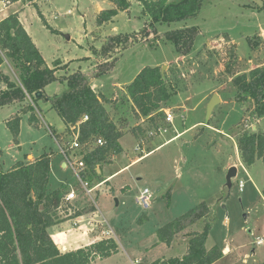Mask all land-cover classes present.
Masks as SVG:
<instances>
[{
	"label": "rangeland",
	"instance_id": "obj_1",
	"mask_svg": "<svg viewBox=\"0 0 264 264\" xmlns=\"http://www.w3.org/2000/svg\"><path fill=\"white\" fill-rule=\"evenodd\" d=\"M129 2L128 9L98 25L97 14L112 7L109 0H29L11 6L0 0V17L10 11L18 13L48 67L56 60L68 62L58 74L80 70L97 94L109 97L107 112L122 124L124 132L118 140L122 152L109 154L96 175L83 178L90 186L102 181L87 199L72 168L61 165L66 161L59 144L64 147L71 141L64 134L63 121L48 102L37 99L32 103L28 96L0 106V171H7L18 160L31 161L51 153L48 189L74 190L77 204L85 202V208H94L95 224L100 221L103 229L107 227L104 222L112 229L124 228L115 233L117 253L92 264H130L129 257L141 256L146 244L156 240L155 228L201 202L209 207L205 247L222 250L212 264L264 261V166L259 159L251 166H241L236 143L239 133L251 132L253 126L264 133V116L255 117L252 102L237 101L233 82L237 74L264 66V0H202L195 16L155 28L148 25L142 6L135 0ZM187 26H196L198 35L191 51L181 55L162 33ZM119 33L134 36L106 58L99 48L108 36ZM111 58H116L114 67L95 77L98 64ZM6 61L0 64V90L5 87L1 74L17 80L16 70ZM156 65L164 66L172 94L162 105L159 120L151 125L136 118L122 89L142 68ZM67 89L64 82L54 81L44 91L52 96ZM213 95L220 101L206 120ZM28 105L33 110L24 112ZM169 108L173 119L166 123L164 112ZM30 112L36 115L37 125L29 123ZM15 115L20 116L16 141L6 126ZM157 127L161 130L149 135ZM54 132L61 134L58 141ZM88 149L83 146L68 152V157L76 164ZM234 164L237 173L228 187L226 175ZM239 180L244 182L242 191ZM145 187L150 191V206L143 210L136 197ZM203 225L204 221H198L189 229L200 231ZM259 238L263 240L257 244ZM186 242L180 234L172 246H159L146 257H179L186 251Z\"/></svg>",
	"mask_w": 264,
	"mask_h": 264
},
{
	"label": "trees",
	"instance_id": "obj_2",
	"mask_svg": "<svg viewBox=\"0 0 264 264\" xmlns=\"http://www.w3.org/2000/svg\"><path fill=\"white\" fill-rule=\"evenodd\" d=\"M6 1L24 3L29 0ZM109 1L112 7L102 9L97 14L98 25L110 21L119 11H124L130 6L129 0ZM135 1L142 6V10L147 15L148 25L155 28L156 24H168L195 16L202 0ZM38 13L46 23L42 14L39 11ZM197 35L196 26L162 33L163 39L173 43L176 51L181 55L191 51ZM132 36L133 33L108 36L99 50L103 56L110 58L112 51L118 45L127 43ZM0 47L16 70L17 76V80L14 81L7 74H1L5 87L0 90V106L21 102L28 96L31 97L32 103L37 99L48 102L50 109H54L63 121L64 134L70 135L77 129L81 148L83 146L90 148L81 158L84 163L81 171L83 177H87L90 173L96 175L97 168L106 161L109 154L122 152L118 140L124 134L123 126L110 118L105 107L110 100L102 94H97L80 70L58 75L57 72L63 67L66 68L68 62L62 64L60 60H56L53 67H48L41 52L20 22L17 12H11L0 20ZM115 62L116 58L105 59L98 64L94 76L108 73ZM54 81L64 82L68 89L48 96L44 88ZM233 82L237 101L252 102L255 117L258 119L263 117L264 66H256L237 74ZM125 90L133 114L137 119H145L151 125L159 120L161 107L172 94L165 75L158 65L142 68L126 85ZM38 91L41 95L35 97L34 94ZM32 110L33 106L28 105L24 112ZM84 115H87L88 119L81 121ZM28 121L33 125L38 124L34 112H30ZM19 122L18 115L6 121V126L15 141L19 133ZM132 131L135 134L134 128ZM52 134L58 141L61 134L55 132ZM96 138H101L103 144L92 145ZM236 143L240 159L245 166H251L258 159L264 166L263 132L256 129H252L251 132H240ZM50 164L51 153H43L31 161L18 160L7 171H0V264H90L96 259L117 253L118 244L114 238H103L67 252L58 249L48 233V227L63 221L64 217L79 216L94 208L74 209L70 205L68 207L72 211L70 215L65 209L67 204L59 209L66 192L61 188L48 190ZM208 213L207 203L201 202L158 227L155 230L158 242L169 246L178 235L182 234L187 238V248L180 257L159 258L149 264H212L217 261L222 256V250L216 246L209 249L205 247L210 228L207 221ZM198 221H204L202 229L190 230L189 228ZM256 264H264V261Z\"/></svg>",
	"mask_w": 264,
	"mask_h": 264
},
{
	"label": "crops",
	"instance_id": "obj_3",
	"mask_svg": "<svg viewBox=\"0 0 264 264\" xmlns=\"http://www.w3.org/2000/svg\"><path fill=\"white\" fill-rule=\"evenodd\" d=\"M4 1L7 2L6 0H4ZM7 4L10 5V6L12 5V3H8V2H7ZM13 4H16V3H13ZM11 12H15V11H10L8 13H4L0 17V20L3 19L4 17H6ZM19 20H20V18H19ZM20 22L24 26V24H23V22L21 20H20ZM24 28L27 31V33L29 34V36H30L28 28L26 26H24ZM58 75H60V74H58ZM126 85H125V87H126ZM125 87L122 89L123 93H126ZM54 94H56V93H54ZM101 94L104 95L103 93H101ZM104 96L109 99V97H107L106 95H104ZM129 102H130V100H129ZM106 110H107V108H106ZM237 150H238V147H237ZM238 154H239V151H238ZM239 159H240V155H239ZM239 163H240L241 166H244L243 163L241 162V160H240ZM61 165L63 166V162H61ZM234 165L236 166V164H234ZM63 167H65V166H63ZM83 201H85V200H83ZM83 201H81V202H83ZM70 203H71L70 205L74 209H83V208H85V202H83L82 205H80V204H77L75 202V199H74ZM67 211H68V215H70L71 212H72L70 209H67ZM94 213L95 212H94V209H93V210L87 211V212H85V213H83V214H81L79 216L64 217L63 221L48 227V229H47L48 233L50 234L53 242L56 244V246L58 247V249L61 252H67V251L75 250V249L87 246V245H89V244H91V243H93L95 241H98V240H101V239L104 238L100 234V231H101V229H103L104 226L102 225V223L100 221H98L99 222L98 224H95V221H94V218H93ZM104 224L107 225L106 229L109 228V229H111L113 231L115 241H116V234H117L116 232H124V228L116 227L115 229H112L107 223L104 222ZM157 228L154 229V235H155V230ZM196 231H198V230H196ZM172 244H173V242L169 246H172ZM163 245L165 246L166 244L162 243V242H158L157 238H156V240L151 239L150 242L148 244H146V246L144 247V249L146 251L143 252V254L141 256L133 257V258L129 257L130 264H135L136 260H138L140 262L139 264H144V262L146 264H149V263H151L152 261H154L156 259L170 257V256L165 257L164 255H161L159 257H154L152 259H147V257H146L147 254L153 252L155 250V248H157L159 246H163ZM171 257H174V256H171ZM96 260H98V259H96ZM96 260H94V261H96ZM90 264H92V262Z\"/></svg>",
	"mask_w": 264,
	"mask_h": 264
},
{
	"label": "built area",
	"instance_id": "obj_4",
	"mask_svg": "<svg viewBox=\"0 0 264 264\" xmlns=\"http://www.w3.org/2000/svg\"><path fill=\"white\" fill-rule=\"evenodd\" d=\"M0 60H1L0 61V64L3 61L7 63V61H6L7 60V57L5 55L4 50L1 47H0ZM164 113H165L164 114L165 115L164 116L165 122L166 123H171L172 122V119H173V115H172L171 109L169 108V109L165 110ZM87 119H88L87 115H84L82 117V120L81 121H85ZM75 130H76L75 132H73V133L70 134V137H71L70 143L67 146H64V147L59 144V148H60L61 154L65 158V161H66L65 165L66 164L69 165L72 168V170L74 171V173L76 174V176H78V179H79L80 184H81L82 189H83V196L88 199V196H90V193L92 192V190L99 183H97L94 186H90L89 185V182L88 181H85L83 179V178H86V177H83L82 174H81V171L84 168L83 161L82 160H78L76 162V164H74V162H72L71 159L68 157V152L75 151V150L80 149L82 147V145L78 141V132H77V129H75ZM160 130H161L160 127H157L155 130L151 129L150 132H149V135H153L154 134V131H160ZM96 141H97V144L98 145H102L103 144V141H102L101 138H97ZM243 186H244L243 180H239L238 181V189H239V191H242ZM76 197H77V194L75 193L74 190H70L67 193H65L64 196L62 197V201H61V204L59 205V209L62 208V207H64V206H66V204H68L72 200L76 199ZM136 202L141 206V208L143 210H146V209L149 208V206H150V191H149V189L147 187L143 188L138 193V195L136 197ZM100 234L104 238H114L113 231L111 229H109V228H107V229H101ZM262 240H263L262 238H259L257 240V244L262 243ZM139 263L140 262L138 260L135 261V264H139Z\"/></svg>",
	"mask_w": 264,
	"mask_h": 264
},
{
	"label": "water",
	"instance_id": "obj_5",
	"mask_svg": "<svg viewBox=\"0 0 264 264\" xmlns=\"http://www.w3.org/2000/svg\"><path fill=\"white\" fill-rule=\"evenodd\" d=\"M67 39H69L68 36H66ZM163 67L161 69V72L163 73ZM41 95V92L38 91L34 94L35 97H39ZM219 98L217 95H213L212 99L210 100L208 106H207V116H206V120L209 119L211 111L213 109V107L219 102ZM255 129V127L253 126V130ZM63 166H65V163H63ZM237 173V168L236 166H231L228 169L227 175H226V186L230 187L231 186V178L235 177Z\"/></svg>",
	"mask_w": 264,
	"mask_h": 264
}]
</instances>
